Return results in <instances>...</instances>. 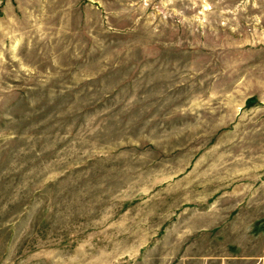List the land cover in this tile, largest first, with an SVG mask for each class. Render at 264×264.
I'll use <instances>...</instances> for the list:
<instances>
[{
  "label": "rangeland",
  "instance_id": "obj_1",
  "mask_svg": "<svg viewBox=\"0 0 264 264\" xmlns=\"http://www.w3.org/2000/svg\"><path fill=\"white\" fill-rule=\"evenodd\" d=\"M0 264H264V0H0Z\"/></svg>",
  "mask_w": 264,
  "mask_h": 264
}]
</instances>
